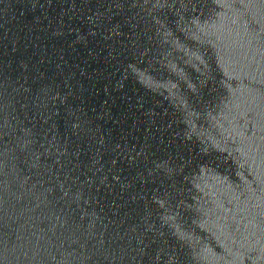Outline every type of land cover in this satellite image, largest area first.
I'll return each mask as SVG.
<instances>
[{
    "label": "water",
    "instance_id": "95a60500",
    "mask_svg": "<svg viewBox=\"0 0 264 264\" xmlns=\"http://www.w3.org/2000/svg\"><path fill=\"white\" fill-rule=\"evenodd\" d=\"M0 264H264V0H0Z\"/></svg>",
    "mask_w": 264,
    "mask_h": 264
}]
</instances>
